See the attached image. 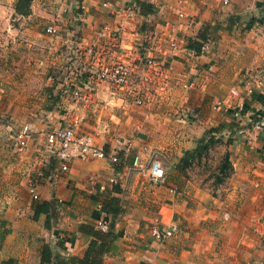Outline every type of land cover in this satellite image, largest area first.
<instances>
[{
	"label": "crops",
	"instance_id": "crops-1",
	"mask_svg": "<svg viewBox=\"0 0 264 264\" xmlns=\"http://www.w3.org/2000/svg\"><path fill=\"white\" fill-rule=\"evenodd\" d=\"M18 1L0 0V264H48L44 245L52 264H81L94 239L81 226L97 229L107 197H116L123 212L106 217L115 238L101 264H264V246L253 232L264 230V106L252 94L264 93V0H186L191 23L184 22L182 34L215 39L207 54H181L173 62L174 79L192 88L175 86L137 107L102 85L96 105L85 108L81 132L107 155L118 153L120 171L105 159L74 155L65 172L48 151L46 134L84 110L64 95L68 51L78 46L86 53L104 25L120 24L119 37L99 41L102 59L112 63L142 42L143 26L177 22L171 9L177 1L85 0L81 10L80 0H31L27 14L18 12ZM136 2L151 12L135 20L116 14ZM50 26L59 33H48ZM219 101L227 106L216 109ZM245 105L235 118L234 109ZM187 110L196 116L184 117ZM4 119L31 124L34 137L23 152L5 135ZM153 152L166 170L160 185L134 166L136 155L146 163ZM113 179L120 190L106 197L101 187L112 191ZM44 202L48 212L35 216ZM153 224L177 230L157 241Z\"/></svg>",
	"mask_w": 264,
	"mask_h": 264
},
{
	"label": "built area",
	"instance_id": "built-area-1",
	"mask_svg": "<svg viewBox=\"0 0 264 264\" xmlns=\"http://www.w3.org/2000/svg\"><path fill=\"white\" fill-rule=\"evenodd\" d=\"M176 1L177 4L171 9L178 17L177 22L167 21L156 25L143 26V29L140 30L143 35L142 42L125 49L112 63L104 61L105 55L103 54L104 51L100 50L99 41L109 36L112 38L119 37L122 34L120 24L115 26L104 25L98 32V38L86 47V53L84 50L80 51L76 48L78 46L73 48L74 51H68L66 68L69 73L65 76L63 82L64 95L73 97L77 103L84 107V110L76 115H71L67 125L52 129L46 134L48 151L60 161L59 172L68 171L69 162L74 155L81 160L105 159L115 168L122 165L118 153L107 155L104 149L96 144L93 135L81 132L82 126L88 118L85 108L90 109L96 105L99 89L102 85H109L137 107L162 99L175 86L185 89L192 88V82L174 79L173 62L181 54L188 56L190 59L207 54L212 50L215 39L207 34L206 40H200L202 44L200 54L190 48L191 40L182 34L184 22L191 23V19L185 11L186 0ZM84 2L85 0L79 1L78 9H85ZM102 4L105 6L110 5L107 0H104ZM142 12L141 4L137 2L127 3L116 9V14L127 20H135ZM47 32L56 35L59 33V29L56 26H50L47 28ZM193 40L199 41L198 39ZM226 106L224 102L219 101L216 109H222ZM243 112V106H238L234 109L233 116L240 118ZM182 114H185V116L182 115L184 117L196 116V113L191 110H187ZM3 131L13 142L17 152L26 150L34 137L31 124L18 123L13 119H4ZM134 166L141 169L143 176L154 185L163 184L166 180V170L162 162L154 156V152L151 153L146 163L143 162L140 155H136ZM111 183L113 185L117 184L114 179L111 180ZM107 190V187H101L102 192ZM30 191L35 199L39 197L33 183L30 185ZM59 203H62L61 199ZM101 215L97 222V229L106 232L110 226V221L106 219L108 213L102 211ZM176 230L177 226L174 224L167 228H161L158 224H153L151 234L155 240L164 241L172 237ZM253 232L261 239L264 246V230L261 227H256ZM256 263L263 264L262 261L248 262L247 264Z\"/></svg>",
	"mask_w": 264,
	"mask_h": 264
},
{
	"label": "trees",
	"instance_id": "trees-1",
	"mask_svg": "<svg viewBox=\"0 0 264 264\" xmlns=\"http://www.w3.org/2000/svg\"><path fill=\"white\" fill-rule=\"evenodd\" d=\"M31 0H19L17 4V10L18 12H22L24 14H27L29 12V6H30ZM141 4L142 10L145 14L147 12H151L149 9V5L138 2ZM207 33L201 34L199 37V41L192 40L189 44V47L192 48L197 54L201 53V42L200 40H206ZM253 98L254 100H258L262 102L264 106V93H259L257 91H253ZM248 107L245 105L243 107V111H245ZM264 113V112H263ZM213 141L209 140L207 144H211ZM207 149V147H205ZM228 160L227 158L224 161V164L222 165L221 169L224 170L225 168H228ZM118 171H120V167H116ZM120 188L117 185H114L112 191L107 190L103 194L107 197L109 194H112V192L119 191ZM49 210V203L44 202L42 204H38L36 206V212L35 216H37L40 213L48 212ZM102 210L108 214H116L118 212H123V210L119 206V200L116 197H107L105 201L103 202ZM82 229L89 232L94 239L91 241L88 253L86 256L81 260V264H101L102 263V254H104L105 251L108 249L109 243L112 242V240L115 238L114 234V222H110L109 230L104 232L99 229L90 228L88 226L82 225ZM43 259L45 263L52 264V251L49 247V245H44L43 247ZM2 264H17L15 259H8L3 261ZM53 264H66L63 261H58L57 263Z\"/></svg>",
	"mask_w": 264,
	"mask_h": 264
},
{
	"label": "rangeland",
	"instance_id": "rangeland-1",
	"mask_svg": "<svg viewBox=\"0 0 264 264\" xmlns=\"http://www.w3.org/2000/svg\"><path fill=\"white\" fill-rule=\"evenodd\" d=\"M216 163L218 162V160L215 161Z\"/></svg>",
	"mask_w": 264,
	"mask_h": 264
}]
</instances>
